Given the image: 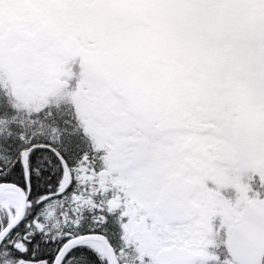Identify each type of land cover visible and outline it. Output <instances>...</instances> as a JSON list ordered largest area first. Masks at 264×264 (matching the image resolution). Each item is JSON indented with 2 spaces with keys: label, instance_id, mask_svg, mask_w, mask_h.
Listing matches in <instances>:
<instances>
[{
  "label": "snow or ice",
  "instance_id": "obj_1",
  "mask_svg": "<svg viewBox=\"0 0 264 264\" xmlns=\"http://www.w3.org/2000/svg\"><path fill=\"white\" fill-rule=\"evenodd\" d=\"M0 264H264V0H0Z\"/></svg>",
  "mask_w": 264,
  "mask_h": 264
}]
</instances>
